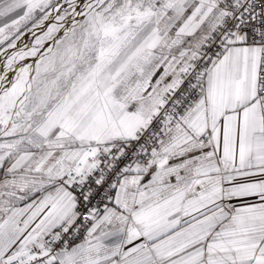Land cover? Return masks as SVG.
Wrapping results in <instances>:
<instances>
[{
    "label": "snow or ice",
    "instance_id": "1",
    "mask_svg": "<svg viewBox=\"0 0 264 264\" xmlns=\"http://www.w3.org/2000/svg\"><path fill=\"white\" fill-rule=\"evenodd\" d=\"M0 264H264V0H0Z\"/></svg>",
    "mask_w": 264,
    "mask_h": 264
},
{
    "label": "bare ground",
    "instance_id": "2",
    "mask_svg": "<svg viewBox=\"0 0 264 264\" xmlns=\"http://www.w3.org/2000/svg\"><path fill=\"white\" fill-rule=\"evenodd\" d=\"M27 39V38H26Z\"/></svg>",
    "mask_w": 264,
    "mask_h": 264
}]
</instances>
